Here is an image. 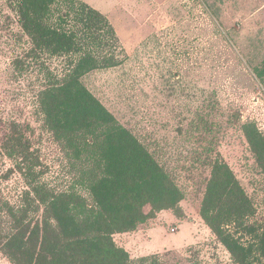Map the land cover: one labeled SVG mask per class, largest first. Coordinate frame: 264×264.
<instances>
[{
    "label": "rangeland",
    "instance_id": "374dc122",
    "mask_svg": "<svg viewBox=\"0 0 264 264\" xmlns=\"http://www.w3.org/2000/svg\"><path fill=\"white\" fill-rule=\"evenodd\" d=\"M78 1L107 16L117 41L106 51L122 61L89 72L84 84L147 146L183 194L174 210L146 206L144 225H156L158 234L117 233L115 240L126 243L134 259L169 252L166 264H238L201 215L212 176L205 150L213 147L230 165L256 208L252 220L264 224V170L243 128L251 123L264 133V0ZM16 10L17 0H0V142L7 123L17 121L43 162L42 178L92 200L90 184L102 173L100 144L95 135L72 145L56 138L39 103L47 83L35 72L17 73L2 37L17 25ZM48 62L63 68L62 57ZM203 106L214 115L205 127L210 132L199 138L187 129ZM16 175L4 184L15 196ZM0 264H14L1 249Z\"/></svg>",
    "mask_w": 264,
    "mask_h": 264
},
{
    "label": "trees",
    "instance_id": "16d2710c",
    "mask_svg": "<svg viewBox=\"0 0 264 264\" xmlns=\"http://www.w3.org/2000/svg\"><path fill=\"white\" fill-rule=\"evenodd\" d=\"M14 15L17 25L2 34L12 65L18 74L35 72L47 83L39 103L59 141L72 145L95 135L102 173L90 184L92 200L54 188L41 176L43 162L24 127L7 123L0 142V249L14 264H166L169 252L134 259L115 240V234L150 218L146 206L174 210L183 194L147 146L82 80L93 70L122 63L106 51L117 41L114 26L99 9L78 0H17ZM54 57L63 58L61 70L48 62ZM213 115L203 106L187 131L203 138ZM243 128L264 170V133L251 123ZM205 151L212 176L202 217L238 264H264V224L252 220L256 208L249 194L219 152L210 146ZM16 173L15 196L4 184Z\"/></svg>",
    "mask_w": 264,
    "mask_h": 264
},
{
    "label": "crops",
    "instance_id": "0c3cea01",
    "mask_svg": "<svg viewBox=\"0 0 264 264\" xmlns=\"http://www.w3.org/2000/svg\"><path fill=\"white\" fill-rule=\"evenodd\" d=\"M158 214V217L159 215H161L160 213H157ZM157 217V220L159 219ZM158 224V223H156ZM141 231L145 232V235H148V236H155V234L157 233L158 231V228H156V225H147V224H143L141 226H139L137 229L131 231V232H124V233H119L121 236H131V235H135L137 233H140ZM158 234V233H157ZM144 240L146 241H151V240H155V238H145ZM160 241V240H159ZM124 247H126V249L128 250L129 248L127 247V244L126 243H121ZM129 251V250H128Z\"/></svg>",
    "mask_w": 264,
    "mask_h": 264
},
{
    "label": "built area",
    "instance_id": "2783aa9c",
    "mask_svg": "<svg viewBox=\"0 0 264 264\" xmlns=\"http://www.w3.org/2000/svg\"><path fill=\"white\" fill-rule=\"evenodd\" d=\"M177 229V227H173V231H175Z\"/></svg>",
    "mask_w": 264,
    "mask_h": 264
}]
</instances>
